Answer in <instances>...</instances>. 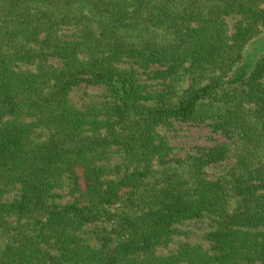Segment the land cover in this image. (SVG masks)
Listing matches in <instances>:
<instances>
[{
	"label": "trees",
	"instance_id": "16d2710c",
	"mask_svg": "<svg viewBox=\"0 0 264 264\" xmlns=\"http://www.w3.org/2000/svg\"><path fill=\"white\" fill-rule=\"evenodd\" d=\"M263 34L264 0H0V264H264ZM173 122L226 142L175 152Z\"/></svg>",
	"mask_w": 264,
	"mask_h": 264
},
{
	"label": "rangeland",
	"instance_id": "374dc122",
	"mask_svg": "<svg viewBox=\"0 0 264 264\" xmlns=\"http://www.w3.org/2000/svg\"><path fill=\"white\" fill-rule=\"evenodd\" d=\"M230 19L228 17L229 21ZM257 41V44L245 50L243 56L244 58L240 64H238L237 69L246 66V70L250 71L255 60L260 59L264 55V34L260 36ZM156 70V67L150 68L149 70H137L139 81L146 87L145 90H159V81L153 78ZM91 93H94L95 95L103 94L104 101H110L113 98V96L110 95V93H107L104 88H97L88 84H82L79 88L75 89L73 93L74 101L76 100L79 103L83 100L88 101L89 99L87 96ZM158 134L170 148L181 154H185L186 152L196 153L209 150L226 142L224 136L220 132L213 130L209 125L193 122H173L170 126H161L158 128ZM118 160L119 159H116L115 162H111L110 168L118 165ZM230 164L232 163L229 162L214 165L209 169V174L214 175V173H221ZM66 192L67 190L65 189L57 193H59L60 196H65ZM68 198L69 197H65L62 201L68 200ZM210 223V220L207 218V220L202 219L199 221H188L185 224L177 226L176 230L186 233V235L190 237V240L186 241L184 239L185 236L173 235V243H171V245H167L165 249H161L159 252L161 254H165V252L171 250V252L175 253L178 244L180 245L184 241H186L185 243H191V245H201L205 246L204 248L207 247L210 249V244L204 241L206 233L211 230ZM209 254L213 255L214 253L209 252Z\"/></svg>",
	"mask_w": 264,
	"mask_h": 264
}]
</instances>
